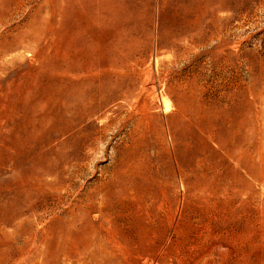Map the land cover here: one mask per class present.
I'll return each instance as SVG.
<instances>
[{"label": "rangeland", "instance_id": "obj_1", "mask_svg": "<svg viewBox=\"0 0 264 264\" xmlns=\"http://www.w3.org/2000/svg\"><path fill=\"white\" fill-rule=\"evenodd\" d=\"M59 1L0 0V264H264V0H119L92 82L55 34L101 0Z\"/></svg>", "mask_w": 264, "mask_h": 264}, {"label": "bare ground", "instance_id": "obj_2", "mask_svg": "<svg viewBox=\"0 0 264 264\" xmlns=\"http://www.w3.org/2000/svg\"><path fill=\"white\" fill-rule=\"evenodd\" d=\"M61 1V0H60ZM59 1V2H60ZM65 1H68V0H65ZM65 1H63V3L65 2ZM74 1H76V0H74ZM81 1L82 0H78V2L79 3H81ZM92 1V0H91ZM91 1H89V3L91 2ZM130 1V0H129ZM18 3V2H17ZM66 3V2H65ZM124 3V2H123ZM60 4H61V2H60ZM126 5V4H125ZM125 5H122L120 2H119V0H110V1H108V0H101V1H97V7H98V10H97V12H96V14H95V16L93 17V20L91 21V19H90V16L88 15V13H90V11H89V9L87 8V7H85V6H83V5H78V6H76V7H73V6H71L70 7V5L68 4V5H64L66 8L64 9V8H62V10H63V13L64 14H62L64 17V19L65 20H67V21H69V23H70V25H69V30L66 28L65 30H64V28H63V26H62V28H63V30L65 31H63V32H58L59 30H61L62 28L61 27H59L60 25V23L59 24H57V25H59L58 27L60 28H58L57 29V26H55L56 28H55V30L57 29L58 31V33L59 34H55L54 32H53V34H55L58 38H60L59 40H60V42H61V38H66L67 39V42L65 43V44H69L68 46H67V48L70 50L69 51V54H68V56H67V58H68V60H66L68 63L66 64L67 65V69L69 70V71H72L73 73L75 72L76 74H75V76H76V78H77V81H79L80 79L81 80H83V82L84 81H86L84 78H86V77H88V76H90L92 73H89V72H91V69L90 68H92V66L91 67H89V65H91V64H89L88 65V67L87 66H85L86 64L85 63H87L88 64V61L86 62V60H87V56L88 57H93V55H94V53L98 50V52H96L97 54H96V56H95V59H94V64H95V68L97 69V72H98V68H100L101 66H102V62L100 61V57L102 56V53H103V51H102V49H105L106 47H107V43L105 42L106 40H107V38H111V39H117V40H120L121 39V36H124V34L126 35L127 33L126 32H124L123 30L121 31V32H113V31H111V30H104V28H103V30L101 29L100 31H98L99 32V37H98V39L100 40V42H101V44H100V46H99V49H96L91 43L88 45V40L87 41H85V33L87 32V30H90L91 29V32H93V27H92V24L94 25V23H103V26H105V25H107L108 23L106 22L107 20H109V19H112V20H116V21H118V22H122L119 18H117V17H120V18H122V19H125V18H127V15H131L132 14V10L130 11ZM75 6V5H74ZM6 7V6H5ZM7 9H8V7H7ZM60 10V9H59ZM62 10H60V11H62ZM57 12H59V11H57ZM88 12V13H87ZM106 12H108L109 14H105ZM60 13H62V12H60ZM60 15V14H59ZM51 16V15H50ZM61 16V15H60ZM62 17V16H61ZM131 17V16H130ZM60 18V17H59ZM36 19V18H35ZM4 20L5 19H3V18H1L0 19V22H4ZM41 20V19H40ZM60 20V19H59ZM59 20H57V22L59 21ZM34 21V20H33ZM31 22V21H30ZM42 22V21H41ZM55 22V21H54ZM62 22V21H61ZM41 24V23H40ZM29 25V24H28ZM27 25V26H28ZM37 25H39V24H37ZM43 25V24H42ZM48 26H50V25H48ZM47 26V27H48ZM108 26V25H107ZM106 26V27H107ZM32 27V26H31ZM68 27V26H67ZM32 28H34V27H32ZM43 28H44V26H43ZM53 28V27H52ZM45 30H46V28H44ZM51 29V28H50ZM109 29V28H108ZM111 29V28H110ZM35 30V29H34ZM49 30V29H48ZM54 30V29H53ZM52 30V31H53ZM68 30V31H67ZM22 31V30H21ZM42 30H40V29H37L36 31H34V32H30V31H28V34H24L23 32H20L19 33V35H18V32H17V34H14V38H13V41H14V43L15 44H17L14 48H16V51H17V46H19L20 44L22 45V43L25 41V39H28V41H33V42H37L38 40H39V38H40V34H42V32H41ZM98 32H96V33H98ZM26 33V32H25ZM54 35V36H55ZM97 35V34H96ZM95 35V36H96ZM93 36H94V34H93ZM43 37H45V36H43ZM42 37V38H43ZM3 38V37H2ZM41 38V39H42ZM58 38H55V39H58ZM1 39V38H0ZM55 39H52L53 41H55ZM96 39V38H95ZM94 39V41H97V39L95 40ZM2 40V39H1ZM52 40H50V41H52ZM12 41V42H13ZM44 41V40H43ZM46 41H47V38H46ZM52 41V43H53V45H54V42ZM42 42V41H41ZM59 42V43H60ZM48 43H51V42H46L45 44H46V46H49V44ZM57 43V45L59 44L58 43V41L57 42H55V44ZM62 43H63V40H62ZM98 43V42H97ZM12 44V43H11ZM48 44V45H47ZM64 44V43H63ZM63 44H62V48H63V50L66 48V46H65V44H64V46H63ZM24 46H21V47H23V49H24V47H26L27 45L26 44H23ZM26 45V46H25ZM35 45V44H34ZM50 45H52V44H50ZM98 45V44H97ZM121 45V44H120ZM8 46V45H7ZM31 46V45H30ZM37 46H38V42H37ZM44 46V45H43ZM45 46V47H46ZM60 45H58L57 47L56 46H54V47H52V50L56 47V48H58ZM65 47V48H64ZM14 48L12 49V50H14ZM29 48V47H28ZM32 48V47H31ZM62 48L60 49L61 51H62ZM6 49V48H5ZM51 49V48H50ZM50 49H48V50H50ZM7 50H9V48L7 49ZM46 50V52H48V55H50L49 54V51H47V49H45ZM56 50V49H55ZM60 50H59V52H60ZM67 50V49H66ZM65 50V51H66ZM32 51V50H31ZM54 51V50H53ZM64 51V52H65ZM127 52H129V47L127 48ZM41 53V52H40ZM50 53H52V52H50ZM57 53V51H55V53H54V55ZM39 54V53H38ZM58 54V53H57ZM61 54H62V52H61ZM66 54V53H65ZM113 54V53H112ZM53 54H52V56H54ZM64 55V54H63ZM90 55V56H89ZM105 55V54H104ZM103 55V56H104ZM39 56V55H38ZM47 56V55H46ZM55 56H59L60 57V54L59 55H55ZM121 56V55H120ZM56 57V58H57ZM58 57V58H59ZM64 57V56H63ZM62 57V58H63ZM118 57H119V55H118ZM126 57V56H125ZM36 58V57H35ZM38 58V57H37ZM36 58V59H37ZM40 58H44V57H40ZM48 58H50V57H48ZM48 58H47V60H48ZM51 58H53V57H51ZM56 58H55V60H56ZM58 58H57V60H58ZM61 58V59H62ZM110 58V57H109ZM112 58V57H111ZM60 59V60H61ZM64 59H66L65 57H64ZM64 59H62V60H64ZM124 60V59H123ZM15 61V60H14ZM44 61V60H43ZM49 61V60H48ZM51 61V60H50ZM117 61V60H116ZM52 62V61H51ZM58 62V61H57ZM89 63H91L90 61H89ZM44 64V63H43ZM58 64H60L59 62H58ZM63 65V64H62ZM117 64H115V66H116ZM64 66V65H63ZM63 66H62V68H63ZM110 66H112V64H110ZM117 68H121L122 67V69H123V66H116ZM56 68V67H55ZM64 69H66V68H64ZM66 69V70H67ZM126 70V69H125ZM40 71V70H39ZM118 71V70H117ZM88 72V74H86ZM99 74H100V72H99ZM112 74V73H111ZM118 74V73H117ZM116 74V75H117ZM102 75V74H101ZM104 75V74H103ZM112 75H114V74H112ZM100 76V75H99ZM118 76V75H117ZM64 77V76H63ZM97 77V76H96ZM114 77V76H113ZM112 77V78H113ZM119 77H121V76H119ZM129 77V76H128ZM127 77V78H128ZM66 78V77H65ZM76 78H75V80H76ZM115 78H118V77H115ZM122 78V77H121ZM124 78V77H123ZM126 78V77H125ZM73 79V78H72ZM87 79V78H86ZM92 77L90 76L89 77V80H87V81H90V82H92ZM98 79V78H97ZM130 80V79H129ZM101 81H104L106 84H110V85H108V86H111V83H112V80H111V76L109 75V74H105L104 75V77L103 78H101L100 80H99V82H101ZM124 81H126V79L124 80ZM124 81H122V82H124ZM80 82V81H79ZM116 82H118V81H116ZM121 82V83H122ZM129 82V81H128ZM76 83V82H75ZM86 83H88V82H86ZM72 84V83H71ZM79 84V83H78ZM93 84V83H92ZM59 85V84H58ZM61 85V84H60ZM100 85V84H99ZM121 85V84H120ZM62 86V85H61ZM75 86V85H74ZM67 87V86H66ZM66 87H64V89L66 88ZM69 87V86H68ZM71 87V86H70ZM101 87V86H100ZM113 86H111V88H112ZM74 88V87H73ZM102 88V87H101ZM109 88V87H108ZM103 89V88H102ZM107 89V88H106ZM119 89H121V88H119ZM79 90H80V88H79ZM95 90V89H94ZM111 90V89H110ZM80 91H82V90H80ZM79 91V92H80ZM103 91V90H102ZM61 92V91H60ZM114 92H116V91H114ZM126 90L123 92V94L125 95L126 94ZM111 93H112V91H111ZM21 94V93H20ZM61 94V93H60ZM59 94V95H60ZM82 94V93H81ZM98 94V93H97ZM114 94V93H113ZM122 94V95H123ZM65 96H66V94H65ZM68 96V95H67ZM66 96V97H67ZM70 96V95H69ZM62 98V97H61ZM73 98H75V96H73ZM72 98V99H73ZM76 98H78L77 96H76ZM75 98V99H76ZM80 98V97H79ZM89 98H90V96H89ZM89 98H87V102H88V99ZM186 98V97H185ZM81 99V98H80ZM83 99V98H82ZM81 99V100H82ZM86 99V98H85ZM49 100V99H48ZM74 100V99H73ZM69 102H70V100H69ZM72 102V101H71ZM77 102V101H76ZM78 102H81V101H79L78 100ZM94 102V101H93ZM92 102V103H93ZM74 103H75V100H74ZM86 103V102H85ZM194 104H195V102H193ZM71 104V103H70ZM69 104V105H70ZM83 104H84V102H83ZM82 104V105H83ZM163 104H164V107L165 108H169V101L166 99V98H163ZM193 104V105H194ZM65 105V104H64ZM78 105V104H77ZM90 105V104H89ZM89 105H87L88 107H89ZM193 108H196V106L194 107L192 104H190ZM195 105H197V104H195ZM71 106V105H70ZM69 106V107H70ZM75 105H73V107H74ZM63 107H65V106H63ZM93 107V106H92ZM65 108H67V107H65ZM76 108V107H75ZM82 108H83V106H82ZM64 109V108H63ZM77 109V108H76ZM75 109L73 108L72 109V112L74 111ZM79 110V109H78ZM180 110V109H179ZM202 110V109H201ZM66 111V110H65ZM85 111V110H84ZM93 110H92V108L90 109V107H89V110H88V112L87 113H85V114H90L91 112H92ZM194 111V110H193ZM72 112L70 113V114H72ZM75 112V114H76V111H74ZM181 112H182V110H181ZM80 113H81V111H80ZM84 113V112H83ZM200 114L201 113H203V112H199ZM67 114V113H66ZM195 114H198V113H195ZM3 115V114H2ZM76 116V115H75ZM196 116L194 115V118H195ZM194 118H192L193 120H194ZM196 119V118H195ZM197 122V121H196ZM200 122V121H199ZM196 124V123H195ZM199 124V123H198ZM197 124V125H198ZM190 125H191V123H190ZM201 125H202V123H200L199 124V126L201 127ZM199 127V128H200ZM203 127V126H202ZM208 127V126H207ZM201 130V129H200ZM204 132H206V131H204ZM207 132H208V130H207ZM210 132V131H209ZM209 137L211 138V139H213V140H215L214 138H215V134H212L211 135V133L209 134ZM221 140V139H220ZM217 142V141H216ZM15 143V142H14ZM13 143V144H14ZM224 144H222V146H223ZM16 146V145H15ZM219 146H221V144L219 145ZM25 149H27V148H25ZM22 150H24V149H22ZM28 151L30 152V150L28 149ZM230 151V150H229ZM25 152H27V151H25ZM29 152H28V154H29ZM235 153V152H234ZM23 155H25V154H23ZM22 155V156H23ZM27 155V154H26ZM28 156V155H27ZM234 156H235V154H234ZM241 158V157H240ZM239 158V159H240ZM241 160V159H240ZM199 166H201V167H205L206 168V166H205V162L204 161H200L199 162V164H198ZM198 166V167H199ZM51 167V166H50ZM53 167V166H52ZM51 170H52V168H50ZM205 177V176H204ZM255 177V176H254ZM242 178V177H241ZM198 183V182H197ZM205 183V182H204ZM201 184H203V183H201ZM209 184V183H208ZM208 184L206 183L205 184V186H208ZM198 186V185H197ZM200 187V186H199ZM198 187V188H199ZM203 188V187H202ZM205 189V188H204ZM1 207V206H0ZM5 207V206H4ZM4 207H1V208H4ZM6 207H8V206H6ZM8 209V208H7ZM7 209H2V211H4V210H7ZM0 211H1V209H0ZM8 211H9V209H8ZM7 211V215H14V214H12L13 212H11V213H9ZM129 212V211H128ZM1 214H4L5 213V211L4 212H0ZM0 214V215H1ZM15 216V215H14ZM2 217V216H1ZM6 217V216H5ZM10 218L12 217V216H9ZM180 218V220H184V222L182 221V223H180L179 221L178 222H176V224H172V225H170L169 226V228L168 229H164V235H166V238H168V235L170 234V235H179V234H181V233H183V230H182V228H183V226H184V228L185 227H187V221H186V219L184 218L185 216H183L182 214L179 216ZM14 219V218H13ZM12 219V220H13ZM137 219V218H136ZM12 220H11V222H12ZM16 220V219H15ZM14 220V221H15ZM6 222V221H5ZM11 222H10V224H11ZM9 223V222H8ZM7 223V224H8ZM13 223V222H12ZM135 223V222H134ZM137 223V222H136ZM179 224H182V226H180V227H182V228H180L179 227ZM151 229L147 226V225H145V227H143V232H142V234H141V238H140V242L142 243L141 244V247H142V249H145V250H152V247L149 245V243H148V241H149V237H148V233H149V231H150ZM245 235V234H244ZM204 237H206V236H204ZM161 238V237H160ZM169 239V238H168ZM177 241V240H176ZM167 241H165V243H166ZM191 242V241H190ZM167 244V243H166ZM215 247V246H214ZM190 249V248H189ZM215 249V248H214ZM211 249H209V251H210ZM212 251H214V250H212ZM208 253V252H207ZM212 253V252H211ZM204 254H206V253H204ZM160 256H161V254H159ZM209 255V254H208ZM159 256V257H160ZM207 256V255H206ZM204 257V256H203ZM161 258V257H160Z\"/></svg>", "mask_w": 264, "mask_h": 264}]
</instances>
